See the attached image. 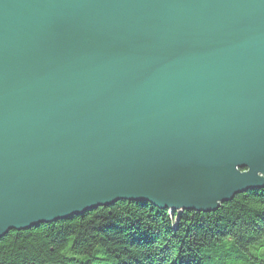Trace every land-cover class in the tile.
<instances>
[{"label": "water", "instance_id": "95a60500", "mask_svg": "<svg viewBox=\"0 0 264 264\" xmlns=\"http://www.w3.org/2000/svg\"><path fill=\"white\" fill-rule=\"evenodd\" d=\"M261 188L264 0H0V237Z\"/></svg>", "mask_w": 264, "mask_h": 264}, {"label": "trees", "instance_id": "16d2710c", "mask_svg": "<svg viewBox=\"0 0 264 264\" xmlns=\"http://www.w3.org/2000/svg\"><path fill=\"white\" fill-rule=\"evenodd\" d=\"M0 264H264V188L208 212L120 200L10 230Z\"/></svg>", "mask_w": 264, "mask_h": 264}, {"label": "bare ground", "instance_id": "6f19581e", "mask_svg": "<svg viewBox=\"0 0 264 264\" xmlns=\"http://www.w3.org/2000/svg\"><path fill=\"white\" fill-rule=\"evenodd\" d=\"M118 201H120V200H118ZM118 201H116V202H118ZM113 203H115V202H113ZM113 203H111V204H113ZM111 204H109V205H111Z\"/></svg>", "mask_w": 264, "mask_h": 264}, {"label": "rangeland", "instance_id": "374dc122", "mask_svg": "<svg viewBox=\"0 0 264 264\" xmlns=\"http://www.w3.org/2000/svg\"><path fill=\"white\" fill-rule=\"evenodd\" d=\"M178 212H180V211H178Z\"/></svg>", "mask_w": 264, "mask_h": 264}]
</instances>
